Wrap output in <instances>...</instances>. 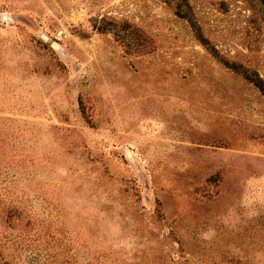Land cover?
<instances>
[{"label": "rangeland", "instance_id": "obj_1", "mask_svg": "<svg viewBox=\"0 0 264 264\" xmlns=\"http://www.w3.org/2000/svg\"><path fill=\"white\" fill-rule=\"evenodd\" d=\"M226 62L264 80V0H0V264H264V96Z\"/></svg>", "mask_w": 264, "mask_h": 264}, {"label": "trees", "instance_id": "obj_2", "mask_svg": "<svg viewBox=\"0 0 264 264\" xmlns=\"http://www.w3.org/2000/svg\"><path fill=\"white\" fill-rule=\"evenodd\" d=\"M180 16L185 17V14L179 12ZM192 23V22H191ZM193 29L196 33L197 38L199 39V41L211 52V53H215L214 55H216V50L210 45L209 41L203 36V34L200 31V28L198 26H196L195 24H192ZM227 65L231 68H233L234 70H236L237 72L243 74V76H245V78L247 80H249L250 82H252L261 92V94L264 96V80L263 78H261L259 75L257 74H252L250 72H248L247 70H242V68L239 65L236 64H229L228 62H226Z\"/></svg>", "mask_w": 264, "mask_h": 264}]
</instances>
